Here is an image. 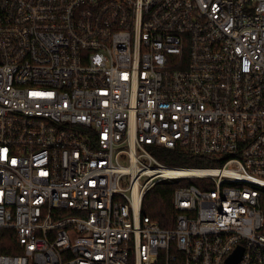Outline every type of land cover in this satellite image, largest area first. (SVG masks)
<instances>
[{
	"label": "built area",
	"instance_id": "obj_1",
	"mask_svg": "<svg viewBox=\"0 0 264 264\" xmlns=\"http://www.w3.org/2000/svg\"><path fill=\"white\" fill-rule=\"evenodd\" d=\"M262 190L264 0H0V264H264Z\"/></svg>",
	"mask_w": 264,
	"mask_h": 264
},
{
	"label": "trees",
	"instance_id": "obj_2",
	"mask_svg": "<svg viewBox=\"0 0 264 264\" xmlns=\"http://www.w3.org/2000/svg\"><path fill=\"white\" fill-rule=\"evenodd\" d=\"M149 153L161 164L173 168H193L204 167L210 163L202 158L190 156L183 150H167L156 146H147ZM199 186L196 181H178L173 183H160L151 188L144 196L142 202V216L148 217L160 228L166 229L172 226L174 213L172 210V193L182 186L188 185ZM260 206L264 213V190L261 191ZM6 253H20L18 249H7Z\"/></svg>",
	"mask_w": 264,
	"mask_h": 264
},
{
	"label": "water",
	"instance_id": "obj_3",
	"mask_svg": "<svg viewBox=\"0 0 264 264\" xmlns=\"http://www.w3.org/2000/svg\"><path fill=\"white\" fill-rule=\"evenodd\" d=\"M240 255H241V253L240 252H237L236 254H235V256L233 257V262H237L239 259H240Z\"/></svg>",
	"mask_w": 264,
	"mask_h": 264
},
{
	"label": "bare ground",
	"instance_id": "obj_4",
	"mask_svg": "<svg viewBox=\"0 0 264 264\" xmlns=\"http://www.w3.org/2000/svg\"><path fill=\"white\" fill-rule=\"evenodd\" d=\"M173 176H181L182 174L181 173H178V172H172L171 173Z\"/></svg>",
	"mask_w": 264,
	"mask_h": 264
}]
</instances>
